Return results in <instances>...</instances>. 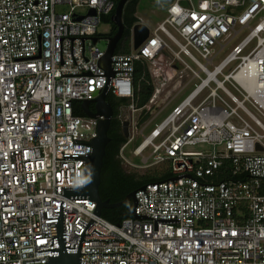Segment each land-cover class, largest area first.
I'll list each match as a JSON object with an SVG mask.
<instances>
[{
  "label": "built area",
  "instance_id": "1",
  "mask_svg": "<svg viewBox=\"0 0 264 264\" xmlns=\"http://www.w3.org/2000/svg\"><path fill=\"white\" fill-rule=\"evenodd\" d=\"M113 8L110 0H0V264H44L47 251H37L50 249L56 223L45 218L59 212L61 187L83 186V160L62 156L90 155V146L80 143L96 138L103 117H86L79 100L98 96L106 77L60 75H103L96 62L105 50L90 38H97L102 17ZM243 30L247 34L214 65ZM59 37H90L82 55L80 39L71 41L75 65L68 38L61 40L59 65ZM129 46L128 54L110 57L125 62H110L115 73L105 93L130 101V118L122 108L116 115L121 129L124 121L136 129V62L146 63L154 82L147 109L182 77L180 68L190 70L189 80L176 95L192 88L147 135L140 132L132 151L140 164H128H166L170 178L188 174L194 181L166 180L157 194L156 184L147 183L145 193L135 192V215L178 219L157 224V231L153 219L131 214L111 224L97 216L84 234L95 228L104 235L83 240L124 241H82L79 253L122 254H79L80 264H264V0H173L136 50L130 28ZM127 138L120 152L132 142ZM61 207L62 242L77 245L84 230L77 222H89L95 203L67 199Z\"/></svg>",
  "mask_w": 264,
  "mask_h": 264
},
{
  "label": "water",
  "instance_id": "2",
  "mask_svg": "<svg viewBox=\"0 0 264 264\" xmlns=\"http://www.w3.org/2000/svg\"><path fill=\"white\" fill-rule=\"evenodd\" d=\"M126 1L127 0H119L117 2L114 8V12L110 18L111 22L116 27V32L110 37H102V38H107V45H106L105 53L100 58H98L96 62V66L97 68L103 70V75H92L89 70L85 73L81 72V74L60 75V76H105L106 77L105 85L102 91L100 92V94L96 98L91 99V100H79V101H82L80 106H81L83 114L86 117L96 118L98 116H101L103 117V119L98 120L97 122L96 138L91 140L90 144L80 143L82 145L90 146L89 156H77V157L62 156V159H82L83 160V186L82 187H61L59 212H54V218H45V211H44L45 220L56 219V223H54V227H50L51 238L49 241L50 244H48V246H50V249H43V250L37 251V252L47 251V260L44 264H80L79 254H122V253H79L80 243L82 241H124V240H83L84 235H90L91 233H96L98 236L104 235L103 233L99 232L95 228L89 234H84V231L95 221L96 217L100 216L101 209L115 208V207L124 205L126 203H130L131 204V214L134 218L153 219L145 215H135L134 213V208L137 205V200L135 199L134 194L137 190H142L144 192V188L146 185L137 190L130 192L129 194L125 196V198L122 201L117 202V203H109L108 200L102 201L101 198L99 197V192H98V187L100 184V170L102 166V157L104 155L105 146L109 142V139L107 137V130L110 125V120L113 116V111H112L110 104L105 101V93L107 92L109 88L110 79L112 78L113 73H115L112 71V68H110V62H125V61H110V57L114 54L115 47L123 34V25L121 23V13H122V9ZM148 34H149V30L145 25L139 22L134 24L132 26V50H136L146 40V38L148 37ZM63 38L70 39V55L73 60L72 53H71V41L75 38L80 39L81 55H82L83 40L86 38H90V37H59V65L63 64L62 59H61V40ZM90 39H92V42L94 44L95 40L100 39V38H90ZM84 60L87 61L86 59ZM73 63L75 65L74 60H73ZM124 72H128V71H124ZM89 103L93 104L92 110H89L87 108V104ZM127 126H128V122L124 121L122 124V132L125 138H127L128 136ZM181 177H188L191 180H193L188 174H184V175L170 178L167 180L173 181ZM164 181L166 180L147 184V185L156 184V194H157V184L163 183ZM200 185L208 186V184H200ZM67 199H87L95 203L93 214L89 222L87 224L81 220L77 222L78 225L84 228L79 238L77 239V245H70L66 242H62V240H64L62 236H65V235H62V233H64L63 217L65 215L66 210H63V207H61V202ZM146 203H147V197H146ZM177 222H178V219H171V220L153 219V231H157V224H172V223H177Z\"/></svg>",
  "mask_w": 264,
  "mask_h": 264
},
{
  "label": "trees",
  "instance_id": "3",
  "mask_svg": "<svg viewBox=\"0 0 264 264\" xmlns=\"http://www.w3.org/2000/svg\"><path fill=\"white\" fill-rule=\"evenodd\" d=\"M114 4V8L119 0H110ZM136 0H127L124 4L121 13V23L123 25V34L118 41L114 54H128L129 46V31L130 28L138 23L134 16V4ZM105 17L102 21L110 24V32L108 37L116 32V27L111 22L110 18L114 12ZM154 91V86L148 74V69L144 61L136 62L133 72V100L132 103L136 109H140V114L136 121V127L145 123L151 116V109L144 110ZM107 101L110 104L113 116L110 120V125L107 130L109 142L104 149L102 157V166L100 170V184L98 187L99 197L102 201L108 200L109 203H117L122 201L127 194L137 190L139 187L158 181L167 180L170 178V173L167 171H151V173L137 175L136 173L127 172L122 167V162L119 159L120 149L127 143L128 138L124 137L119 122L116 119L119 108H126L130 101L118 99L110 94H107ZM77 115H82L79 105H74ZM141 140L134 142V147ZM100 217L111 224H119L122 220L131 217V205L126 203L115 208H104L100 210Z\"/></svg>",
  "mask_w": 264,
  "mask_h": 264
},
{
  "label": "rangeland",
  "instance_id": "4",
  "mask_svg": "<svg viewBox=\"0 0 264 264\" xmlns=\"http://www.w3.org/2000/svg\"><path fill=\"white\" fill-rule=\"evenodd\" d=\"M173 2V0H136L134 4V16L138 20L139 23L145 25L148 30L151 32L153 31L159 23L162 22V20L165 18L166 15V9L167 7ZM196 0H193V3H195ZM110 32V24L104 21H101L96 29V37L100 38L96 42V46L100 50H105L107 45V38L102 37H108V34ZM247 30H243L242 32L238 33L236 39H233L232 42H230L222 52L217 56V58L214 60V65H216L231 49L232 45L239 42L246 34ZM232 37V35L230 36ZM228 37V39L230 38ZM167 44L172 48L175 49L168 41H166ZM218 47H214L213 51L216 52ZM176 50V49H175ZM191 53L195 56L197 60L203 63L200 58L191 51ZM166 59L169 61L167 55ZM180 58L194 71H197L196 67L190 62L186 57L180 56ZM208 70H211L212 67L208 66ZM178 71H184L182 74V77L179 79L176 77L172 82H169L164 90L161 92V94L158 96V98L155 100V102L150 105L151 109V116L150 118L140 126L136 127L133 131H130V129H127V134L132 137V142L127 144L126 147L119 153V159L122 162V167L127 172H133L137 175H143L151 173V171H159L164 172L167 171L168 166L166 164H160L156 166H152L146 169H139L132 167L128 164L132 163L135 165L140 164V158L136 157L132 154V151L134 150V142L136 140H141V137L139 136L140 132L143 131L144 135H147L149 132V129L153 127L154 123H157L161 119H163L170 110L180 101L181 98H183L192 87H190L188 90H185L180 96L176 94H180V91L182 90L183 86L188 82L189 80V73L188 69H178ZM152 81V80H151ZM154 82L152 81V84ZM144 110H147L145 107ZM127 108H122V114L127 120L129 117L127 113ZM140 114V110L133 114V120L137 121L138 116ZM148 126V129L144 130L145 126ZM264 144V141H263ZM196 150H205L206 146L203 147H195ZM149 149L143 152V156H147L149 153Z\"/></svg>",
  "mask_w": 264,
  "mask_h": 264
},
{
  "label": "flooded vegetation",
  "instance_id": "5",
  "mask_svg": "<svg viewBox=\"0 0 264 264\" xmlns=\"http://www.w3.org/2000/svg\"><path fill=\"white\" fill-rule=\"evenodd\" d=\"M96 97H97V96H96ZM96 97H95V98H96ZM105 101L108 102V101H107V95H105ZM87 108H88L89 110H92V109H93V104H92V103L87 104ZM130 205H131V204H130Z\"/></svg>",
  "mask_w": 264,
  "mask_h": 264
}]
</instances>
